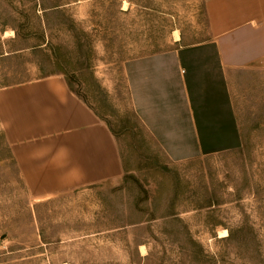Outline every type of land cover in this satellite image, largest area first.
Returning a JSON list of instances; mask_svg holds the SVG:
<instances>
[{
  "label": "rangeland",
  "instance_id": "obj_1",
  "mask_svg": "<svg viewBox=\"0 0 264 264\" xmlns=\"http://www.w3.org/2000/svg\"><path fill=\"white\" fill-rule=\"evenodd\" d=\"M205 2L0 0V88L64 74L124 131L128 167L122 184L34 196L0 119V264H264V132L173 161L130 100L125 60L171 47L178 29L206 38Z\"/></svg>",
  "mask_w": 264,
  "mask_h": 264
},
{
  "label": "crops",
  "instance_id": "obj_2",
  "mask_svg": "<svg viewBox=\"0 0 264 264\" xmlns=\"http://www.w3.org/2000/svg\"><path fill=\"white\" fill-rule=\"evenodd\" d=\"M209 35L124 62L133 110L173 161L237 150L264 132V0H206ZM0 119L34 196L122 184L116 131L62 73L0 88Z\"/></svg>",
  "mask_w": 264,
  "mask_h": 264
},
{
  "label": "bare ground",
  "instance_id": "obj_3",
  "mask_svg": "<svg viewBox=\"0 0 264 264\" xmlns=\"http://www.w3.org/2000/svg\"><path fill=\"white\" fill-rule=\"evenodd\" d=\"M124 5V4H123ZM128 5V4H127ZM126 9V8H125ZM11 32V31H10ZM175 40H180L181 39V34H180V31H179V29L178 30H175ZM229 234V231L227 230V229H223V230H220L219 231V235L220 236H226V235H228ZM141 249H145V246L143 245V246H141Z\"/></svg>",
  "mask_w": 264,
  "mask_h": 264
}]
</instances>
